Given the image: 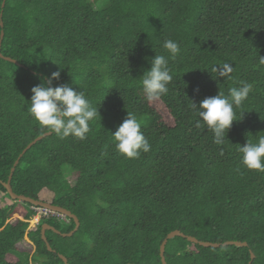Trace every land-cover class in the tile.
<instances>
[{"label": "trees", "instance_id": "16d2710c", "mask_svg": "<svg viewBox=\"0 0 264 264\" xmlns=\"http://www.w3.org/2000/svg\"><path fill=\"white\" fill-rule=\"evenodd\" d=\"M105 2L5 0L1 51L21 65L0 57V193L8 194L3 183L23 149L47 132L27 111L42 79L60 70L53 86L84 91L101 117L84 141L53 132L37 141L11 179L14 192L75 213L78 230L63 236L48 229L49 250L42 224L70 232L73 218L62 227L59 215L44 217L27 232L29 222L12 217L15 203H0V264H65L60 254L69 264H163L160 246L173 230L248 245L207 247L175 236L166 264H249L251 252V264H264V172L245 168L237 151L264 136V0ZM167 39L181 48L169 59L173 81L167 95L149 101L142 75L156 54L168 57ZM224 63L233 67L230 77L213 78L212 68ZM241 81L252 91L218 146L206 126H196L201 118L191 101L227 95ZM127 111L151 144L135 159L116 151L112 138ZM24 203L19 214L29 219L36 211ZM26 232L32 254L18 246Z\"/></svg>", "mask_w": 264, "mask_h": 264}, {"label": "clouds", "instance_id": "9594fccd", "mask_svg": "<svg viewBox=\"0 0 264 264\" xmlns=\"http://www.w3.org/2000/svg\"><path fill=\"white\" fill-rule=\"evenodd\" d=\"M167 51L165 55H155L150 60L151 67L142 75V89L149 101L157 100L169 92V84L173 81L169 59L175 60L181 48L178 42L167 39L163 43ZM259 63L264 65V56H260ZM233 67L230 63L214 66L210 71L213 78L230 77ZM61 71L51 73L50 78L33 86L27 111L39 126L53 132L63 140L72 136L80 141L87 139L90 132V122L94 121L98 107H93L84 91L75 90L69 83H59L53 86V81H59ZM252 84L241 81L239 87H232L227 95L219 91L215 96L205 97L199 105L191 101V106L201 118L196 126L207 127L213 133V143L218 146L225 145L227 132L237 119L236 108H240L252 91ZM240 113V119H242ZM101 117V116H100ZM202 121V122H201ZM115 150L129 159L139 158L141 153L151 150V144L141 131V123L133 112L127 111L123 122L112 133ZM237 151L241 154L242 165L249 170L264 172V136H259L258 142L247 139L243 145L238 144ZM223 155V150L220 152Z\"/></svg>", "mask_w": 264, "mask_h": 264}, {"label": "water", "instance_id": "95a60500", "mask_svg": "<svg viewBox=\"0 0 264 264\" xmlns=\"http://www.w3.org/2000/svg\"><path fill=\"white\" fill-rule=\"evenodd\" d=\"M4 6H5V0H3V2H2V10H1V13H0V17H1L0 24H1L2 27L4 25L3 24V21H2V15H3V8H4ZM3 37H4V30L2 29L1 35H0V57L6 59L8 61H12V62H14L16 64L21 65L17 60H15V59H13V58H11L9 56H4L2 54L1 45H2ZM51 133L52 132L47 131L44 134L36 137L33 141H31L23 149V151L20 153V155L16 159V161H15V163H14L12 169H11V173L9 175L8 181L7 182H4L3 184L6 187V189L8 191V194L10 195V197H12L14 200H18V201H22V202H30L31 204H33V206L41 207V208H44V209H48V210L53 211L55 213L61 214L62 216L69 217V218H73L75 220L76 226L70 232H62L59 229H57L55 226H53V225H51V224H49L47 222H44L42 224L41 233H42L43 239L46 241L47 246H48V249L54 251L55 249H53L51 247L50 242L48 241V239L46 237V231L48 229H50V230H53V231H55L58 234H61L63 236H72L78 230L79 225H80V220H79L78 216L75 213H73L71 210H69V209H67V208H65L63 206H59V205H56V204H52V203H49V202L44 201V200H41V199H36V198L30 197V196H26L24 194H18L16 192H14V190L12 188V185H11V179H12L13 173H14L15 168L18 165L21 157L23 156V154L33 144H35L37 141L41 140L45 136L50 135ZM175 236H183V237H186L188 240H190L192 242L200 243V244H202L204 246H207V247H209V246L219 247L220 245H228V244H234V245H237V246H247L248 245L247 242H242V241H238V240H228V241H225L223 243L212 242V241H204V240H199V239H197L194 236L186 235L183 232H181L180 230H173L170 233H168V235L165 237V239L163 240V242L161 243V246H160V253H161V257H162L163 264H166V258L164 256L166 244H167V242H168L169 239L174 238ZM60 256L64 260L65 264H69L68 263V259H67V257L65 255L60 254ZM254 257H255V255L251 252V261L249 262V264L252 263V260L254 259ZM128 264H132V263H128Z\"/></svg>", "mask_w": 264, "mask_h": 264}, {"label": "rangeland", "instance_id": "374dc122", "mask_svg": "<svg viewBox=\"0 0 264 264\" xmlns=\"http://www.w3.org/2000/svg\"><path fill=\"white\" fill-rule=\"evenodd\" d=\"M93 1H96V0H93ZM106 2L105 0H98V3H97V6H101V5H104ZM69 178L72 180L73 178H75V174L71 173V175H69ZM39 196L40 197H43V195L41 193H39ZM10 202V203H9ZM13 202L15 203V205L17 206V209H19V212L20 211H24L26 206H27V203H24L22 201H18L17 200H14L12 197H10L7 193H0V203L1 204H13ZM34 209L36 212H39L37 215L38 217H36V214L33 215L32 217H30L29 219H25L22 215V213L19 214V212H15L12 217H20L21 219L23 220H27L29 222V225H28V229H27V232L29 231V229L34 226L35 224H38L39 221L41 222L42 218L44 217H49V216H53V215H56V216H60L61 218L59 219L60 221V224L62 227L65 226V222H66V217L65 216H62L61 214H58V213H55L53 211H50L48 209H44V208H41V207H36L34 206ZM41 214V218L40 220L37 222V219L39 218V215ZM11 217V218H12ZM43 222V220H42ZM41 222V223H42ZM26 232L25 234V237H24V240L21 241L18 246L19 248H27V249H30L31 250V253L32 254L34 252V249H35V246L34 244L32 243V241L30 240L29 236H28V233ZM30 264H34V262H30Z\"/></svg>", "mask_w": 264, "mask_h": 264}, {"label": "built area", "instance_id": "2783aa9c", "mask_svg": "<svg viewBox=\"0 0 264 264\" xmlns=\"http://www.w3.org/2000/svg\"><path fill=\"white\" fill-rule=\"evenodd\" d=\"M37 214L39 213V212H36ZM36 214V217H38V215ZM42 216H41V214L39 215V218L37 219V222L40 220V218H41Z\"/></svg>", "mask_w": 264, "mask_h": 264}, {"label": "flooded vegetation", "instance_id": "af4514ba", "mask_svg": "<svg viewBox=\"0 0 264 264\" xmlns=\"http://www.w3.org/2000/svg\"><path fill=\"white\" fill-rule=\"evenodd\" d=\"M40 222V221H39Z\"/></svg>", "mask_w": 264, "mask_h": 264}]
</instances>
